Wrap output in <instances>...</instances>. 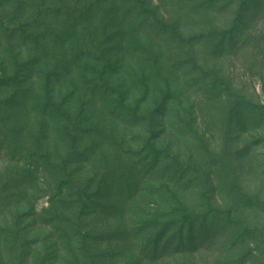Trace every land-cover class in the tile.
I'll return each instance as SVG.
<instances>
[{"label": "rangeland", "instance_id": "1", "mask_svg": "<svg viewBox=\"0 0 264 264\" xmlns=\"http://www.w3.org/2000/svg\"><path fill=\"white\" fill-rule=\"evenodd\" d=\"M97 1L0 0V264H264V0L102 4L100 55H32Z\"/></svg>", "mask_w": 264, "mask_h": 264}, {"label": "trees", "instance_id": "2", "mask_svg": "<svg viewBox=\"0 0 264 264\" xmlns=\"http://www.w3.org/2000/svg\"><path fill=\"white\" fill-rule=\"evenodd\" d=\"M128 3H130L129 0H124L122 7L117 8L113 1H97L95 5H91L90 7H87L85 10H83L79 17L77 16L73 18V15L70 14L71 16H69L68 22H66L63 26L58 27L56 30H54V27L51 29L48 28L49 44L44 41V46L38 47V49L35 50L32 55L36 56L37 58L38 56L45 54V60H48L47 56L53 55L56 50L57 54L55 55H57L58 58H56L55 61L59 64V68L61 67L62 69H65L64 64L75 65V62L78 61H82V63H84L87 59L90 60L92 57L100 55L99 48L98 46L96 47V42H94V39H96L95 41L99 40V36L96 33L99 34L97 29L102 26V23H98V17L99 15H102L103 12L107 11L106 14L109 13V9L102 11L103 8H101V5L103 4L105 7L108 6L107 8L110 9L116 8L123 12L128 11L126 10L125 6ZM55 26L58 25L55 24ZM76 26L82 28V30H80L82 32L81 35L76 33ZM69 39L74 40L71 44L73 45L72 47L69 46V43L71 42ZM36 41L37 39H34V45H37ZM34 56H32V60L36 59Z\"/></svg>", "mask_w": 264, "mask_h": 264}]
</instances>
